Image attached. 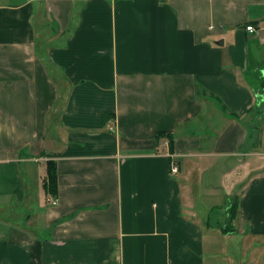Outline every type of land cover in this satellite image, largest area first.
I'll list each match as a JSON object with an SVG mask.
<instances>
[{"label": "crops", "instance_id": "crops-1", "mask_svg": "<svg viewBox=\"0 0 264 264\" xmlns=\"http://www.w3.org/2000/svg\"><path fill=\"white\" fill-rule=\"evenodd\" d=\"M0 264H264V0H0Z\"/></svg>", "mask_w": 264, "mask_h": 264}, {"label": "rangeland", "instance_id": "rangeland-1", "mask_svg": "<svg viewBox=\"0 0 264 264\" xmlns=\"http://www.w3.org/2000/svg\"><path fill=\"white\" fill-rule=\"evenodd\" d=\"M22 167H23V165H22ZM213 169H215L216 171H213ZM213 169L210 168V169L206 170L204 177L203 178L201 177V180H200V176H199L198 179L195 181L196 183L192 185L194 188V194L192 196L195 199V203L197 205L200 204L202 208H208V206L210 204H212L213 202H217L218 205L219 204L223 205V200H224L223 195L216 194V196L213 197V199L205 200L206 196H201L200 194H196V193L200 192L199 186L202 190L203 195H205L206 192L210 189L211 184L208 182L207 177H211V179L213 178V179L217 180L216 175H218V173L220 171L219 165H214ZM41 174L45 175L46 174L45 170H43ZM39 182H40V180H39V177L37 176L36 177V185H38ZM198 190H199V192H198ZM25 208H27V210L24 208H20L24 215L25 214H27V215L32 214L33 216H37V219L39 218V214L42 212L41 209L39 208V204H38V201L35 198V196H33L32 199L29 200V202L27 203ZM21 210H19V212ZM221 213H223L222 209L217 208V210H215L211 213L210 221H212V222L221 221V222H223V225H224L225 224V217L223 218L220 215ZM27 215H26V217H27ZM232 226H233V223H232Z\"/></svg>", "mask_w": 264, "mask_h": 264}, {"label": "trees", "instance_id": "trees-1", "mask_svg": "<svg viewBox=\"0 0 264 264\" xmlns=\"http://www.w3.org/2000/svg\"><path fill=\"white\" fill-rule=\"evenodd\" d=\"M160 139H167L168 144L171 146L173 143V135L171 131H157L154 134V140L156 143L159 142ZM57 172L55 163L52 160L46 161V175L45 180L43 182V188L47 194L56 195L57 190ZM236 215V207L235 205H231L227 210V215L225 217V224L222 226L223 232H231L233 231L232 222Z\"/></svg>", "mask_w": 264, "mask_h": 264}, {"label": "built area", "instance_id": "built-area-1", "mask_svg": "<svg viewBox=\"0 0 264 264\" xmlns=\"http://www.w3.org/2000/svg\"><path fill=\"white\" fill-rule=\"evenodd\" d=\"M245 29L249 32H253L255 29L252 25H246ZM178 171V167L175 163H171L170 164V172L171 173H177ZM52 204H55L56 203V199L54 198H49L48 199Z\"/></svg>", "mask_w": 264, "mask_h": 264}, {"label": "water", "instance_id": "water-1", "mask_svg": "<svg viewBox=\"0 0 264 264\" xmlns=\"http://www.w3.org/2000/svg\"><path fill=\"white\" fill-rule=\"evenodd\" d=\"M220 44H222V41H219Z\"/></svg>", "mask_w": 264, "mask_h": 264}]
</instances>
